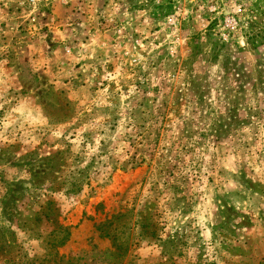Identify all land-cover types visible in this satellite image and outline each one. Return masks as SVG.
<instances>
[{"label": "rangeland", "instance_id": "1", "mask_svg": "<svg viewBox=\"0 0 264 264\" xmlns=\"http://www.w3.org/2000/svg\"><path fill=\"white\" fill-rule=\"evenodd\" d=\"M0 235V264H264V0H0Z\"/></svg>", "mask_w": 264, "mask_h": 264}, {"label": "trees", "instance_id": "2", "mask_svg": "<svg viewBox=\"0 0 264 264\" xmlns=\"http://www.w3.org/2000/svg\"><path fill=\"white\" fill-rule=\"evenodd\" d=\"M98 230H100V231L103 233V231H102V227H99ZM105 235H106V237H110V236H109V233H106ZM2 237H3V236L0 235V238H2ZM1 252H3V249L0 250V254H2ZM5 259H6V258H5ZM6 260H7V259H6ZM7 261H10V258H9Z\"/></svg>", "mask_w": 264, "mask_h": 264}, {"label": "built area", "instance_id": "3", "mask_svg": "<svg viewBox=\"0 0 264 264\" xmlns=\"http://www.w3.org/2000/svg\"><path fill=\"white\" fill-rule=\"evenodd\" d=\"M174 20H175L174 18L169 17V18H168V23H169L170 25H173V24H174ZM228 23L231 24L230 21H228Z\"/></svg>", "mask_w": 264, "mask_h": 264}]
</instances>
